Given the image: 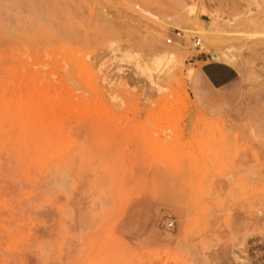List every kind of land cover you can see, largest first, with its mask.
I'll return each instance as SVG.
<instances>
[{
    "label": "rangeland",
    "instance_id": "obj_1",
    "mask_svg": "<svg viewBox=\"0 0 264 264\" xmlns=\"http://www.w3.org/2000/svg\"><path fill=\"white\" fill-rule=\"evenodd\" d=\"M254 2L202 0L221 33L168 43L194 0H0V264L264 260V42L229 33L264 32ZM221 52L214 110L189 62Z\"/></svg>",
    "mask_w": 264,
    "mask_h": 264
},
{
    "label": "crops",
    "instance_id": "obj_2",
    "mask_svg": "<svg viewBox=\"0 0 264 264\" xmlns=\"http://www.w3.org/2000/svg\"><path fill=\"white\" fill-rule=\"evenodd\" d=\"M189 63L194 67L190 91L196 101L214 110L234 101L239 87V70L235 64L207 53L192 56Z\"/></svg>",
    "mask_w": 264,
    "mask_h": 264
},
{
    "label": "bare ground",
    "instance_id": "obj_3",
    "mask_svg": "<svg viewBox=\"0 0 264 264\" xmlns=\"http://www.w3.org/2000/svg\"><path fill=\"white\" fill-rule=\"evenodd\" d=\"M194 4L193 5H190V14L189 15H192L193 14V21L191 24L188 23V25H186L184 28L182 27V29L186 30V31H189V32H197V33H200L202 34L205 38H210L211 40H214L217 35L220 32V29H219V24H220V21H219V17L214 14V12L210 11V10H207V9H203L201 10L200 9V6L202 5V0H194ZM255 2H257V0H255ZM254 4H257L255 3ZM259 5V3L257 4ZM199 9L201 10V12L203 14H210L212 16V20H211V23L210 25L206 26L203 24V22L201 21V18L198 14L199 12ZM192 13V14H191ZM190 17V16H189ZM192 17V16H191ZM191 20V19H190ZM250 19H248V22L250 23L249 21ZM175 24V23H174ZM224 25V24H223ZM225 26V25H224ZM248 28V30L244 29V30H232L231 32H229L231 34V36L233 38H250L252 39L253 41H256V42H264V32L263 31H257L255 29V31L252 29ZM227 32V33H228ZM195 34V33H194ZM224 34V33H223ZM228 34V35H230ZM217 42V41H216ZM218 44V43H217ZM218 47V46H216ZM228 49V48H227ZM222 50V49H221ZM220 52V51H219ZM218 54V51L216 52ZM174 55V54H173ZM164 56V55H163ZM172 56V54H171ZM216 56V55H215ZM214 56V57H215ZM220 56V59L222 60H226L227 62H230L228 56H226L225 53H220L219 54ZM172 59V57H169V56H164V57H158L156 58L153 62H152V65L156 68V69H162V63L164 62V59ZM235 60V59H233ZM232 60V61H233ZM152 66V67H153ZM153 67V69H154ZM144 68V67H143ZM147 68V67H146ZM139 69V68H138ZM146 70H149L146 69ZM144 71V70H143ZM150 73L152 74V71L149 70ZM194 69H191V73H193ZM156 72V70H155ZM149 73V74H150ZM153 75V74H152ZM169 75V74H168ZM153 77V76H152ZM8 164V163H6ZM60 173V172H59ZM62 174V173H61ZM65 176V175H64ZM60 176H56V178H59ZM64 177H62L63 179ZM70 187V186H69ZM68 188V187H67ZM70 190V189H69ZM231 253H233V257L232 259H227V260H220V262L222 263L223 261V264H264V260L260 261L258 263H255L252 258L250 257V252H249V248L247 246L245 247H242V246H239L238 250L237 251H231ZM227 254V253H226ZM219 258V257H218ZM224 258L223 256H221L220 259ZM225 259V258H224Z\"/></svg>",
    "mask_w": 264,
    "mask_h": 264
},
{
    "label": "built area",
    "instance_id": "obj_4",
    "mask_svg": "<svg viewBox=\"0 0 264 264\" xmlns=\"http://www.w3.org/2000/svg\"><path fill=\"white\" fill-rule=\"evenodd\" d=\"M185 36V33H184V30L182 28H179V27H175L172 31V33L167 37V42L168 43H173V42H176V41H181L183 40ZM194 45L199 48V49H202L204 47V44L202 42V38L195 35L194 36ZM168 226H173L174 225V220H169L168 223H167Z\"/></svg>",
    "mask_w": 264,
    "mask_h": 264
}]
</instances>
